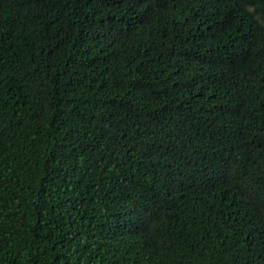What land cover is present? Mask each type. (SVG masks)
Returning a JSON list of instances; mask_svg holds the SVG:
<instances>
[{
	"label": "trees",
	"instance_id": "obj_1",
	"mask_svg": "<svg viewBox=\"0 0 264 264\" xmlns=\"http://www.w3.org/2000/svg\"><path fill=\"white\" fill-rule=\"evenodd\" d=\"M0 264H264V0H0Z\"/></svg>",
	"mask_w": 264,
	"mask_h": 264
}]
</instances>
